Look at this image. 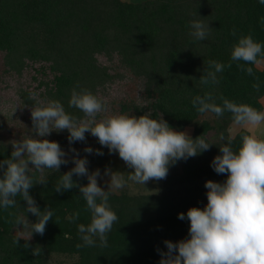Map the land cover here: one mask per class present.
<instances>
[{
  "label": "clouds",
  "instance_id": "obj_1",
  "mask_svg": "<svg viewBox=\"0 0 264 264\" xmlns=\"http://www.w3.org/2000/svg\"><path fill=\"white\" fill-rule=\"evenodd\" d=\"M264 5V0H259ZM264 25V20L261 21ZM190 36L195 41H204L211 34L209 23L202 20L190 22ZM233 36L236 29L233 28ZM237 67L254 75L253 67L264 63V45L253 39L251 34L241 35L232 47L230 62L225 65L217 60H208L199 82L202 85L219 83L218 73L225 67ZM242 62V63H241ZM255 91L260 90L259 78L252 85ZM32 132L19 140H12V151L9 158L0 160V209L7 211L18 204L17 197L26 202L25 212L37 219L30 222L26 215L9 212L14 224L29 229L25 239L22 235L14 239L17 247L23 238L25 248L33 233L43 235L46 225L53 218L50 207L39 208L29 190L35 184L46 185L45 169L59 172L61 165L69 163L67 153L60 144L46 137L51 132L67 130L71 145L76 141H85L86 133L97 138L99 144L107 147L109 153H118L121 160L131 171H113L106 167L104 175L109 177L107 189L100 186L99 169L89 171L86 157L77 153L72 156L73 167L64 172L54 184L55 191L62 193L78 188L86 202L85 210L90 214L87 224L79 223L77 230L81 243L76 247H108V234L117 222L118 216L111 208L109 197L114 191L124 189L129 181L145 186L148 181L162 180L167 177L170 164L186 160L210 149V143L203 135L192 138L185 131L175 130L162 116L153 118L150 112L135 116L131 114H111L107 101L93 94L90 90L73 89L68 101L70 108L78 109L83 116L76 117L68 113L58 100L44 101L39 93L29 90ZM222 104L216 102L213 92L197 95L192 105L199 114L212 113L221 117L225 112L231 114L232 123L241 129V144L232 147L234 136L225 138L219 146L220 154L216 155L211 166L217 174H227L224 182L207 180V204L201 209L191 207L185 213L178 214L180 220L190 222L189 238L173 242L165 240L166 251L160 253V264H264V111L257 110L248 103H237L220 96ZM146 105H141L145 107ZM84 151L92 154L93 149L86 146ZM96 155H103L99 149ZM39 172L38 177L35 173ZM87 177V184H79L73 176ZM80 212L76 211L66 217L70 223L79 220ZM33 255H39L41 249L36 247Z\"/></svg>",
  "mask_w": 264,
  "mask_h": 264
},
{
  "label": "trees",
  "instance_id": "obj_2",
  "mask_svg": "<svg viewBox=\"0 0 264 264\" xmlns=\"http://www.w3.org/2000/svg\"><path fill=\"white\" fill-rule=\"evenodd\" d=\"M116 1L122 3L120 0ZM1 5L6 10L5 15L2 14ZM51 8L50 3L45 0H0V41L2 40L3 47L10 49L11 44L16 43V39L11 37L15 36V31L20 28V25H14L18 19L28 21L32 30L47 24L45 30L51 31L50 35L55 34V23L52 26L50 22L64 19L62 16L65 12L59 11L61 16L57 15L55 20H52L46 12V9ZM126 8H129L126 12L132 18L128 25L131 30H127L131 33L128 47L137 50L146 47V50L152 51L153 43L161 41V56L159 60L154 58L153 63L157 70L149 72L152 81L146 82L145 99L151 97L152 110L146 111L145 107L135 105L139 115L150 112L151 116L157 119L159 114H163L165 119L176 120L178 125L194 122L199 113L193 107L192 100L208 91L213 92L218 104H222L219 97L223 96L262 110L259 98L264 95V69L246 65L253 67L254 75L250 76L241 71L236 62H232L230 68L225 67L223 72L218 73V84L205 86L199 82L208 60H217L225 65L230 62L232 47L237 43L239 36L251 34L254 40L264 45V25L261 23L264 20V5H261L259 0H190L185 3L178 0H159L153 6L138 5L133 8L131 3ZM187 12L194 16L191 18ZM193 20L209 23L211 34L206 40L195 41L190 36V22ZM233 28L236 29V36L231 34ZM169 38L172 47L164 49L163 46L170 44ZM185 43L189 48L200 45L201 49L197 50V53L189 50L182 56V46ZM26 51L35 54L30 45ZM133 59V56H128L127 65L136 64V59ZM49 68L55 75L56 84L61 88L60 83L64 78H59L56 65L51 63ZM256 78H259V91L252 87ZM66 82L67 80L65 84ZM154 95L155 97H152ZM212 115L221 120L232 119L231 114L227 112L221 117ZM212 127L208 120L201 123L196 121L194 137L203 135ZM242 133L244 130L235 140L241 139ZM7 149L0 142V160L10 157L11 150ZM64 172L67 170L62 167L59 172H48L46 185L35 184L29 190L41 210L50 207L54 213L46 225L44 234H38L48 252L76 253L79 259L74 264H160L161 257L157 249L167 250L165 240L175 243L189 238L190 222L187 218H178L181 212L185 213L186 217L188 209L175 205L166 195L112 193L109 203L118 220L108 234V247L78 249L76 245L81 241L77 225L87 224L90 214L85 210L86 202L78 188L62 193L55 191L54 184ZM2 174L3 170H0V176ZM73 180L79 184H87L83 176L74 175ZM17 200L15 208L7 211L0 209V252L3 253L0 257L3 258L1 260L4 264L12 252L11 241H14V236L10 232L16 227L14 218L8 213L26 215L30 222L37 219L33 214L24 211L25 201L19 197ZM76 211L80 212L79 220L70 223L66 217Z\"/></svg>",
  "mask_w": 264,
  "mask_h": 264
},
{
  "label": "rangeland",
  "instance_id": "obj_3",
  "mask_svg": "<svg viewBox=\"0 0 264 264\" xmlns=\"http://www.w3.org/2000/svg\"><path fill=\"white\" fill-rule=\"evenodd\" d=\"M45 1L52 7L46 9L49 19L55 20L57 15L65 12L62 16L64 19L50 22L52 26L55 23L53 26L55 34L50 35L51 31L45 30L47 24L40 29L32 30L28 21L18 19L14 25H20V28L15 31V36L11 37L13 40L16 39V43H12L9 49L3 47L2 40L0 41V142L11 151L12 140L35 135L32 132L30 111L34 102L28 98L29 90L38 92L41 100L60 101L65 110L76 117H82L83 114L68 105L73 89L76 91L87 89L104 98L107 101L108 112L103 115L123 113L139 116L135 105H146V111L152 110L151 97L145 99L146 82L152 81L149 72L155 69L154 58L159 60L161 56V41L153 43L152 51L146 50V47L138 50L128 47L131 33L127 30H131V26L128 25L132 18L126 12L129 9L126 7L131 3L133 8L138 5L153 6L159 0H120L122 3H117L116 0ZM185 1L190 0H178L181 3ZM1 8L2 14L5 15V8L3 9L2 5ZM189 15L191 18L194 16L191 12ZM169 42L170 44L163 46L164 49L172 47L170 38ZM29 45L35 50V54L26 51ZM182 47V56L189 50L197 53L196 51L201 49L200 45L189 48L186 43ZM128 56H133L137 63L127 65ZM51 63L56 65L59 78L67 80L66 84L64 80L60 83L61 88L56 84L55 75L49 68ZM255 67L263 70L264 63ZM259 100L262 104L261 111H264V95ZM160 115L165 119L163 114ZM207 120L213 125L203 134L210 143H213L209 150L170 164L165 179L148 181L145 186L129 181L127 187L112 193L166 195L182 209L205 207L207 204L205 182L213 180L222 183L227 178V174H217L211 166L213 158L220 154L219 146L226 142L220 139V134L223 133L225 138L229 135L234 136L232 147L236 149L240 146L241 139L235 138L244 129L235 126L232 119L221 120L211 113L199 114L194 122L182 125H178L176 120L165 119L173 129L185 131L193 139L195 122ZM85 136V141H76L71 145L67 139V130L53 131L46 137L58 142L67 153L69 163L61 165L63 169L68 171L74 166L71 158L78 153L80 157L87 158L90 172L100 170L101 177H98V183L105 189L109 180V177L104 175L106 167L113 171L125 172L127 176L126 172L131 169L120 159L118 153H109L108 148L101 146L97 138L90 133H86ZM86 146L94 150L92 154L84 151ZM71 148H75L77 153L71 152ZM96 149L102 151L103 155H96ZM50 171L54 170L45 169L44 174ZM39 175V172L35 173L36 177ZM84 179L87 182V177ZM10 233L14 236L13 239L21 235L26 239L29 229H23L22 225L16 226ZM11 242L12 252L6 264H74L79 259L76 253L48 252L36 233L27 241L28 248L23 246L25 244L23 238L19 239L17 247L13 241ZM36 247L41 249L39 255H33L32 250ZM2 254L0 252V256ZM1 259L3 258L0 257V264H4Z\"/></svg>",
  "mask_w": 264,
  "mask_h": 264
}]
</instances>
